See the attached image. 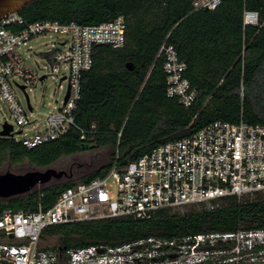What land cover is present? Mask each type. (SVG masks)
Here are the masks:
<instances>
[{
  "label": "trees",
  "instance_id": "trees-1",
  "mask_svg": "<svg viewBox=\"0 0 264 264\" xmlns=\"http://www.w3.org/2000/svg\"><path fill=\"white\" fill-rule=\"evenodd\" d=\"M193 0H37L18 13L21 29L40 20L90 26L123 16L120 48L96 46L93 64L82 73L73 112L77 128L60 138L27 148L0 137V166L23 159L49 167L63 156L111 146V162L76 181L55 184L6 201L4 210L46 209L67 187L87 183L150 153L167 142L190 137L214 121L264 125V0H222L212 10L193 11ZM245 11L258 25H244ZM172 44L183 73L197 90L189 107L166 95L164 40ZM48 55V54H47ZM51 57V55H48ZM94 126V127H93ZM264 228V193L229 196L183 212L158 210L150 219L106 218L47 227L39 247L67 250L91 245L120 246L139 239L181 240L210 233ZM229 248L218 242L216 248ZM199 264H233L206 261Z\"/></svg>",
  "mask_w": 264,
  "mask_h": 264
},
{
  "label": "built area",
  "instance_id": "built-area-1",
  "mask_svg": "<svg viewBox=\"0 0 264 264\" xmlns=\"http://www.w3.org/2000/svg\"><path fill=\"white\" fill-rule=\"evenodd\" d=\"M221 3L222 0H193L192 8L212 10ZM243 23L258 25V13L245 11ZM23 24L18 13L0 20V95L18 127L14 132L13 124L5 119L3 124L11 126L5 138L14 139L15 133L22 134L24 126L32 123L13 92L14 86L25 92L51 75L56 76L59 88L62 81H67L62 103L44 114L32 136L15 139L31 149L77 128L73 112L80 97L82 73L93 64V49L101 45L122 47L126 23L123 16L90 26L40 20L16 29ZM48 34L60 39L57 49L40 54L51 63V73L40 76L43 69L30 67L20 48ZM26 51L34 53L31 47ZM159 54L164 61L166 95L189 107L197 90L183 75L186 64L166 39ZM29 110L31 116L33 109ZM255 193H264V125L214 121L190 137L157 146L122 168L114 165L103 177L65 188L46 209L39 205L36 211H2L0 264H264V228L200 234L181 240L152 237L114 247L91 245L67 250L64 261H60L57 250L39 247L41 234L49 226L106 218L150 219L161 209L210 205L225 197ZM214 242L229 248L213 250Z\"/></svg>",
  "mask_w": 264,
  "mask_h": 264
},
{
  "label": "rangeland",
  "instance_id": "rangeland-1",
  "mask_svg": "<svg viewBox=\"0 0 264 264\" xmlns=\"http://www.w3.org/2000/svg\"><path fill=\"white\" fill-rule=\"evenodd\" d=\"M58 39H60V37L55 34L39 36L30 40L25 46L20 48V54L22 58L30 67L37 68V66H39L43 69V71H39L40 76L44 72L51 73V63L48 60L42 58V55L40 54L57 49L58 46L56 45V42ZM28 47H31L34 53L27 52L26 49ZM17 83L21 84L18 81ZM66 87L67 81H62L61 87H58V81L55 75L47 77L42 82H37L34 87L27 88L25 92L18 86H14V94L32 121L31 124L24 126L22 134L15 133L14 139L21 140L25 136H32L36 131L34 126L36 123L42 122L44 119V114H46L48 111H54L62 103L66 92ZM26 96L30 107L33 109V114L31 116L30 110L28 109ZM10 115V110L7 104L1 99L0 95V130L2 129V124L6 119L8 123L13 124L14 132H17L18 127L14 124V120ZM115 153L116 151L111 146H107L101 149H91L78 154L63 156L49 167H52L56 170H65L68 176L58 181L52 180L44 186L39 185L35 189H41L42 187L65 183L67 181H76L79 178L108 165ZM38 168L39 167L30 164L27 159H23L17 163H12L9 160H5L0 166V171L9 169L14 172H25ZM186 207L187 206L174 208V210L183 212ZM214 243L216 244V242ZM216 247L217 244L211 248L214 250Z\"/></svg>",
  "mask_w": 264,
  "mask_h": 264
},
{
  "label": "water",
  "instance_id": "water-1",
  "mask_svg": "<svg viewBox=\"0 0 264 264\" xmlns=\"http://www.w3.org/2000/svg\"><path fill=\"white\" fill-rule=\"evenodd\" d=\"M37 0H0V20L10 13H19L21 9ZM67 96L65 97V99ZM27 103L28 99L26 98ZM28 109H31L28 103ZM11 126L3 124L0 137L10 135ZM65 170H56L52 167L33 169L25 172H14L9 169L0 171V200L22 196L30 193L37 186H44L52 180H61L67 177Z\"/></svg>",
  "mask_w": 264,
  "mask_h": 264
},
{
  "label": "flooded vegetation",
  "instance_id": "flooded-vegetation-1",
  "mask_svg": "<svg viewBox=\"0 0 264 264\" xmlns=\"http://www.w3.org/2000/svg\"><path fill=\"white\" fill-rule=\"evenodd\" d=\"M58 181V180H57Z\"/></svg>",
  "mask_w": 264,
  "mask_h": 264
}]
</instances>
